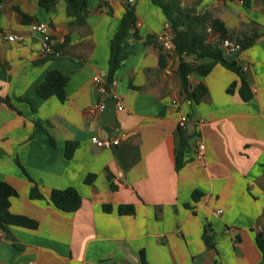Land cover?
Listing matches in <instances>:
<instances>
[{"label":"crops","instance_id":"0c3cea01","mask_svg":"<svg viewBox=\"0 0 264 264\" xmlns=\"http://www.w3.org/2000/svg\"><path fill=\"white\" fill-rule=\"evenodd\" d=\"M40 1L0 3V180L18 192L11 212L38 222L36 229L8 228L0 264H264L257 242L264 237V0H177L221 20L234 41L257 36L238 55L224 52L242 66L251 98L243 97L236 72L215 64L206 76L188 77L191 91L207 87L199 103L184 90L179 61L157 40L171 22L152 0H88L84 24L68 15L65 0L50 9ZM130 5L137 21L123 42L115 85L106 79L111 93H102L94 77L108 74L111 42ZM37 22L48 26L60 57L42 55V36L31 29ZM51 71L69 78L65 101L38 94ZM113 94L124 109L109 126L103 112L88 111ZM121 135L116 147L92 143ZM68 143H76L71 158ZM34 186L43 198H31ZM69 188L83 199L76 212L51 201L53 190Z\"/></svg>","mask_w":264,"mask_h":264},{"label":"trees","instance_id":"16d2710c","mask_svg":"<svg viewBox=\"0 0 264 264\" xmlns=\"http://www.w3.org/2000/svg\"><path fill=\"white\" fill-rule=\"evenodd\" d=\"M4 0H0V3ZM60 0H41V5L50 9ZM67 2V13L69 16H75L77 24H84L88 13L87 4L88 0H65ZM153 3L160 6L167 18L171 22L168 31L173 36L174 43L176 44V52L174 58L179 61L177 75L183 83L184 90L189 97L195 102H201L207 95V87L204 84L199 85L195 90L191 91L189 86L188 77L193 72H197L202 76L208 75L215 64H221L224 67L236 72L242 80V94L245 100L251 98V96H245L244 89L248 87L245 76L242 72V66L236 61L228 60L225 57L224 51L220 47L218 42L209 41L206 36V29L210 26L216 33H219L223 38H233L224 23L219 19L211 18L209 15H198L196 9H183L179 7L177 0H152ZM24 21L29 17L21 13ZM136 9L135 6L130 5L121 21V28L115 35L111 42V58L110 68L108 72V86H112L115 75L120 69L121 64L125 58V54L122 53V45L127 37L128 33L136 24ZM257 36L244 37L242 39L237 38L236 41L242 46V49H246L255 43ZM187 54L193 58V62L185 61L183 55ZM210 58L213 60L212 64H198L194 61L200 59ZM160 64L162 67L166 66V59L162 55L160 57ZM69 78L62 74L60 71H51L45 81L41 83L38 88V94L48 99L52 96H57L61 101H65L67 97V85ZM236 87V83L232 84L229 88V92H233ZM1 98V97H0ZM183 143H187V138L183 135ZM76 148V143H68L67 145V158H71ZM91 175L87 182H91L94 178ZM198 193H195L194 200H198ZM17 190L8 184L7 182L0 180V230L5 234L10 226H21L30 229H36L38 222L34 219L26 216L15 215L11 212V199L17 197ZM32 199H41L43 195L39 191L37 186H34L30 194ZM51 201L53 204L65 212H76L82 206L83 199L75 188H69L65 190H53L51 195ZM108 210V209H107ZM120 212L132 213L133 208H120ZM206 239V235L204 236ZM207 242L210 239H206ZM258 245L264 253V237L261 234L257 239ZM143 264H147L143 262Z\"/></svg>","mask_w":264,"mask_h":264},{"label":"built area","instance_id":"2783aa9c","mask_svg":"<svg viewBox=\"0 0 264 264\" xmlns=\"http://www.w3.org/2000/svg\"><path fill=\"white\" fill-rule=\"evenodd\" d=\"M134 0H131L133 2ZM31 29L34 32H37L41 34L42 36V48H41V53L42 55L45 56H55V57H60L61 52L56 49V45L54 40L52 39L48 26L44 23H33L31 25ZM207 34L209 35L210 39L213 42H218L222 50L225 52L226 55L232 56V55H238L242 51V46L239 42L234 41L230 38H223L221 37L218 33H216L212 27H208L206 29ZM6 39L10 42H24L25 41V36L24 35H8ZM157 40L161 43L163 48L174 58L175 52H176V44L174 43L173 36L169 31H165L164 33H161L158 35ZM184 58H187L188 55L185 53L183 55ZM173 66V65H172ZM173 67H170L168 69V73H171ZM108 79V74L107 73H99L94 77L95 83H97L99 90L102 93L106 92L105 88V80ZM115 85V81H113V84ZM113 98L117 100L118 96L113 94ZM105 109V102H100L97 105H95L94 108L88 111L89 114L94 115L97 112L101 113ZM117 109L119 111H122L124 109L123 105L118 103L117 104ZM188 124V118L187 117H182L180 119V127L181 128H187ZM125 135H121L120 137H112V138H105V137H100V136H95L92 138V143L96 145L99 148H112L119 146L121 144V139ZM206 153V145L203 142H200L198 145V150H197V158L201 160ZM4 237V233L0 230V238ZM29 264H35V263H29ZM101 264H112V263H101Z\"/></svg>","mask_w":264,"mask_h":264},{"label":"water","instance_id":"95a60500","mask_svg":"<svg viewBox=\"0 0 264 264\" xmlns=\"http://www.w3.org/2000/svg\"><path fill=\"white\" fill-rule=\"evenodd\" d=\"M111 93L110 89H106ZM103 119L106 125L113 126L117 121V101L109 99L105 102V109L103 111ZM195 131V125L188 126V138H191Z\"/></svg>","mask_w":264,"mask_h":264}]
</instances>
